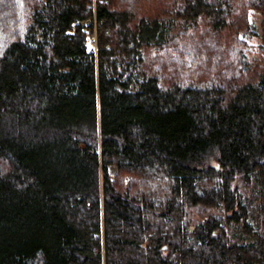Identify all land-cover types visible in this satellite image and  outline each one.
I'll return each instance as SVG.
<instances>
[{
	"label": "trees",
	"instance_id": "16d2710c",
	"mask_svg": "<svg viewBox=\"0 0 264 264\" xmlns=\"http://www.w3.org/2000/svg\"><path fill=\"white\" fill-rule=\"evenodd\" d=\"M0 264H264V0H0Z\"/></svg>",
	"mask_w": 264,
	"mask_h": 264
},
{
	"label": "rangeland",
	"instance_id": "374dc122",
	"mask_svg": "<svg viewBox=\"0 0 264 264\" xmlns=\"http://www.w3.org/2000/svg\"><path fill=\"white\" fill-rule=\"evenodd\" d=\"M251 14H252V24L254 26L255 35H250L246 39H247V42L249 44H251L252 46L255 47V50H258V46L261 44V40L258 37L259 33H260L259 32V22H260L261 16L259 14L254 13V12H252ZM85 32H86V36H87L86 37L87 49L92 48V46L94 47V42H95V47H96L97 29H96V26L94 25V23H93L92 27L90 29H87ZM257 56H258V54H255L254 57L257 58ZM259 63L258 62H254L253 64H259ZM251 72H253V70ZM1 167L6 169L9 166L7 164H4V166L1 164ZM114 172L115 171H112V173H114ZM210 211H211L210 209L203 208V207L192 208L189 211L188 219L192 223H196L197 221L201 220L204 216H206Z\"/></svg>",
	"mask_w": 264,
	"mask_h": 264
},
{
	"label": "built area",
	"instance_id": "2783aa9c",
	"mask_svg": "<svg viewBox=\"0 0 264 264\" xmlns=\"http://www.w3.org/2000/svg\"><path fill=\"white\" fill-rule=\"evenodd\" d=\"M90 49L94 50V53L96 52L95 42H94V47L92 46V48Z\"/></svg>",
	"mask_w": 264,
	"mask_h": 264
}]
</instances>
